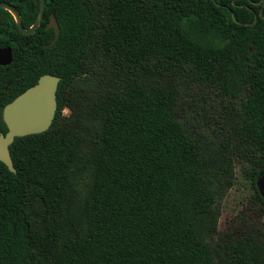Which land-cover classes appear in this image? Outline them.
<instances>
[{"label":"trees","instance_id":"1","mask_svg":"<svg viewBox=\"0 0 264 264\" xmlns=\"http://www.w3.org/2000/svg\"><path fill=\"white\" fill-rule=\"evenodd\" d=\"M0 2L25 29L37 17L38 0ZM261 5L45 0L31 35L0 10L32 77L0 103V134L5 103L42 75L60 78L50 128L15 138V173L0 162V264H264L255 220H241L244 238L217 240L237 169L264 218ZM50 15L60 34L46 47Z\"/></svg>","mask_w":264,"mask_h":264},{"label":"water","instance_id":"2","mask_svg":"<svg viewBox=\"0 0 264 264\" xmlns=\"http://www.w3.org/2000/svg\"><path fill=\"white\" fill-rule=\"evenodd\" d=\"M262 2L264 3V0ZM39 3L38 15L28 29L23 28L20 16L10 5L0 3V9L8 11L12 15L21 34L31 35L40 26L44 16L45 1L39 0ZM232 18H235L233 13ZM256 19L257 17H255L253 23L256 22ZM51 28L55 31V37L46 47L52 46L59 38L60 30L54 16L50 17L47 24V29ZM4 59L5 62L2 61ZM10 61V49H7L5 53L0 50V64L9 63ZM59 82V77L48 74L42 75L34 86L28 88L4 107L2 116L7 132L0 134V162L7 167L9 172H16L9 151V147L13 144L15 138L42 134L50 128L57 110L56 92ZM261 180H264V175L257 181L260 195L264 198V193L261 191L263 184Z\"/></svg>","mask_w":264,"mask_h":264},{"label":"rangeland","instance_id":"3","mask_svg":"<svg viewBox=\"0 0 264 264\" xmlns=\"http://www.w3.org/2000/svg\"><path fill=\"white\" fill-rule=\"evenodd\" d=\"M66 113L64 111V114ZM261 183H263L261 191L264 193V180H261ZM256 188L258 190L257 183ZM254 196L255 190L249 177L245 173H242L240 169H237L234 185L220 204L221 215L218 222L219 235L217 236L220 244L234 242L237 238H244L241 227V220L243 218L253 219L259 227L264 228V218L257 217L255 214L257 207L254 203ZM254 244L255 246H259L261 240H255Z\"/></svg>","mask_w":264,"mask_h":264},{"label":"flooded vegetation","instance_id":"4","mask_svg":"<svg viewBox=\"0 0 264 264\" xmlns=\"http://www.w3.org/2000/svg\"><path fill=\"white\" fill-rule=\"evenodd\" d=\"M0 3H4V4H7V5H10L18 13V15L20 16L19 12L16 10V8L12 4H8V3H5V2H0ZM256 4H259V3H256ZM39 7H40V3H39ZM0 10H2V9H0ZM2 11H5L6 13H8V15L13 19L12 15L8 11H6V10H2ZM263 11H264V3H263V5L260 6L259 15H262ZM38 12H39V10H38ZM51 16H53V15H50L49 16V19H50ZM255 17H257V16L254 15V20H255ZM20 19H21V16H20ZM13 21H14V19H13ZM47 24H46V29H47ZM51 29H53V28H51ZM9 46L10 45L8 44V34H7V31H6V25H4V26L0 27V50L5 53V51L7 49H10V51H11V61L9 63H2V64H0V103L5 98H7L10 93L16 92V90L21 89L24 86V84H25V80L30 81L31 78H32L31 75L26 76L25 73H24V71L21 70V69H23L21 67V65H20L21 62H22V60H18L17 62L14 61V59H13V53H12V50H11V48ZM2 61L5 62V59L2 60ZM15 63H17V64L15 65ZM37 81H36V83H37ZM35 84L31 85L30 87L34 86ZM30 87H28V88H30ZM26 90H24V91H26ZM22 93H20V94H22ZM19 95H17V96H19ZM13 100H11L10 102H12ZM9 103H5L2 106V114H3L4 107L7 104H9ZM2 120H3V116H2Z\"/></svg>","mask_w":264,"mask_h":264}]
</instances>
